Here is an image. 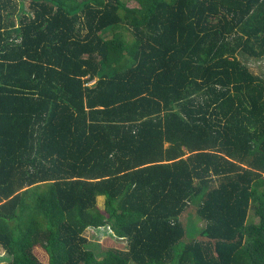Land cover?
I'll return each instance as SVG.
<instances>
[{
	"label": "trees",
	"instance_id": "obj_1",
	"mask_svg": "<svg viewBox=\"0 0 264 264\" xmlns=\"http://www.w3.org/2000/svg\"><path fill=\"white\" fill-rule=\"evenodd\" d=\"M28 1L0 0L5 264H264V0Z\"/></svg>",
	"mask_w": 264,
	"mask_h": 264
},
{
	"label": "rangeland",
	"instance_id": "obj_2",
	"mask_svg": "<svg viewBox=\"0 0 264 264\" xmlns=\"http://www.w3.org/2000/svg\"><path fill=\"white\" fill-rule=\"evenodd\" d=\"M24 1V5L25 7L28 6L29 1L28 0H23ZM128 2V5L130 7H135V4L133 1L131 0H126ZM242 60V59H241ZM243 63L247 64L249 69L251 70V72H253L256 75L259 76H264V59L263 60H258V61H245L242 60ZM103 201L104 198L103 197H99L98 198V205L99 207H101L103 205ZM252 213V211H251ZM185 218H189V220L191 222H193L194 225H196L198 227V229L202 228L204 226V223L199 221L196 218V206H191L188 211L185 213ZM189 232V233H188ZM192 231H188L187 230V235L185 236V238L183 239L182 242H185L186 240L189 241L191 239L197 240L198 239V235H196V231L193 235V237L190 238V233ZM85 236L90 240V242L93 245H100L103 240L106 237H109V232L106 228H100L99 230H92V229H87L85 232ZM190 238V239H189ZM115 239V238H114ZM34 256L41 262V263H47V256L44 253V251L40 248H36L34 250ZM10 260V258L4 253V251L1 249L0 247V264H5L6 262H8Z\"/></svg>",
	"mask_w": 264,
	"mask_h": 264
}]
</instances>
